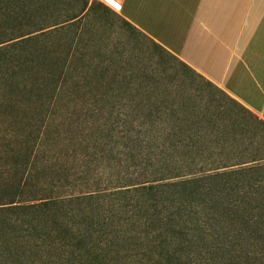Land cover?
Returning <instances> with one entry per match:
<instances>
[{
    "label": "rangeland",
    "instance_id": "obj_1",
    "mask_svg": "<svg viewBox=\"0 0 264 264\" xmlns=\"http://www.w3.org/2000/svg\"><path fill=\"white\" fill-rule=\"evenodd\" d=\"M21 1H0L5 5L0 30L5 26L12 35L41 30L25 39V57L9 55L16 59L8 66L0 61V190L12 196L20 189L19 203L88 191L105 192L100 202L106 203L109 190L149 174L140 144L161 140L164 127L172 140L180 137L169 129L182 125L187 129L182 138L196 142L191 153L214 165L221 158L231 163L264 156V140L252 121L146 37L128 30L122 14L93 10L52 29L46 27L75 14L81 0H46L45 10L9 6ZM220 107L231 109L234 118L217 112ZM130 121L135 140L127 141L131 138L120 131ZM212 122L219 132L208 126ZM223 126H229L227 133ZM255 241L237 239L234 249L217 254V264H264V245ZM125 248L122 257L130 253Z\"/></svg>",
    "mask_w": 264,
    "mask_h": 264
},
{
    "label": "trees",
    "instance_id": "obj_2",
    "mask_svg": "<svg viewBox=\"0 0 264 264\" xmlns=\"http://www.w3.org/2000/svg\"><path fill=\"white\" fill-rule=\"evenodd\" d=\"M85 8L87 0H82L75 14L49 27L72 23L93 11ZM121 22L146 37L128 22ZM11 30L5 26L0 30V61L7 62L6 66L16 59L9 55L25 57V39L41 31L12 35ZM148 40L160 54L236 107L264 140L262 119ZM6 84L1 90H6ZM217 112L230 121L234 118L231 109L220 107ZM209 117L208 122L213 119ZM133 126L130 121L121 128L123 138H131L127 141L135 140ZM216 127L219 132L220 126ZM228 127L222 129L227 133ZM231 127L246 129L247 124L233 123ZM167 130L159 131L161 140H142L143 146L140 144L149 174L109 190L106 203L100 202L105 192L103 196L88 191L64 198L34 197L19 203L15 199L20 189L12 196L0 190V264H217V254L234 249L237 239L244 236L264 245V156L231 163L221 158L214 165L209 158L191 153L197 150L196 142L182 138L187 135L182 125L169 129L180 138L170 140ZM122 247L130 252L123 257Z\"/></svg>",
    "mask_w": 264,
    "mask_h": 264
},
{
    "label": "crops",
    "instance_id": "obj_3",
    "mask_svg": "<svg viewBox=\"0 0 264 264\" xmlns=\"http://www.w3.org/2000/svg\"><path fill=\"white\" fill-rule=\"evenodd\" d=\"M97 1L87 0L88 10L122 14L121 19L264 121V0H121L119 10ZM45 2L9 6L45 10Z\"/></svg>",
    "mask_w": 264,
    "mask_h": 264
},
{
    "label": "snow or ice",
    "instance_id": "obj_4",
    "mask_svg": "<svg viewBox=\"0 0 264 264\" xmlns=\"http://www.w3.org/2000/svg\"><path fill=\"white\" fill-rule=\"evenodd\" d=\"M106 3L111 5L113 8L119 10L121 8L120 4L114 3V0H106Z\"/></svg>",
    "mask_w": 264,
    "mask_h": 264
},
{
    "label": "built area",
    "instance_id": "obj_5",
    "mask_svg": "<svg viewBox=\"0 0 264 264\" xmlns=\"http://www.w3.org/2000/svg\"><path fill=\"white\" fill-rule=\"evenodd\" d=\"M99 2H101V3H103L104 5H106V6H109V7H112L111 5H109V4H107L106 3V0H98ZM121 0H114V3H119ZM113 8V7H112Z\"/></svg>",
    "mask_w": 264,
    "mask_h": 264
}]
</instances>
